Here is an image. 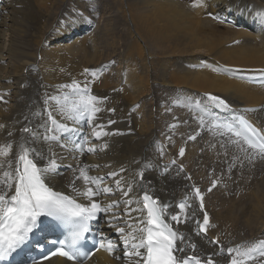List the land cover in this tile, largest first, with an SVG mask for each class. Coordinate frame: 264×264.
<instances>
[{
	"label": "bare ground",
	"instance_id": "1",
	"mask_svg": "<svg viewBox=\"0 0 264 264\" xmlns=\"http://www.w3.org/2000/svg\"><path fill=\"white\" fill-rule=\"evenodd\" d=\"M113 1L115 5L121 3V0ZM128 1L134 6L122 15L126 28L124 51L120 56L109 57L100 51L106 43L104 27L96 25L89 37L79 39L75 36L88 27L84 16L71 12L66 23L60 18L63 12L73 11L76 6L84 13H92L83 0H0V95L3 96L0 124L5 125L0 129V143L12 141L14 156L20 142L19 130L29 122L36 128L47 121L44 100L59 94L57 86L73 80L81 85L87 81L91 94L106 98L95 124L115 133L96 139L92 126L81 120L79 135L62 138L66 143H80L87 138L89 143L85 148L93 145L97 148L93 155L87 151H69L56 142L38 141L34 147L45 157L55 154L61 165L46 181L87 204L70 186L80 167L87 166L89 176L105 177L101 186L113 188L115 180L121 178L125 183H139L137 175L144 169L143 183L147 185L151 181L149 193L159 198L160 203H169V210L174 211L176 202L187 195L192 207L186 208L187 222L178 224V228L185 237H191L192 220L199 219L201 214L195 208L190 188L204 189L216 178L218 185L204 197V205L210 212L209 236L198 238V243L210 251L213 247L209 238L215 237L224 245L241 244L240 248L245 250L264 237L260 235L264 233V156L240 143H231L234 140L228 137H218L208 128L219 108L208 104L202 93L227 97L235 110L222 113L228 116L236 111L243 113L264 129V85H249L243 79L250 77L248 73L225 72L216 66L219 60L230 66L264 67V29L250 24L255 14L264 12V0H204L203 7L188 6L196 0ZM98 2L93 0L92 4ZM103 2L102 14L109 16V0ZM208 13L217 14L226 22L208 18ZM114 58L120 63L118 68H110L111 73L115 70V75L103 71L97 77L102 65ZM199 63L201 67H195ZM209 63L214 65L207 67ZM85 69L91 71L85 73ZM195 98L201 99L199 108L194 104ZM176 101L180 103L171 106ZM48 106L56 107L54 102ZM112 107L115 111L109 113ZM53 114L58 121L73 126L72 121H63L58 113ZM201 116L206 127L194 141H188L187 136L201 128ZM112 118H116L113 127H106L105 123ZM172 122L176 125L170 128ZM39 130L43 132L42 128ZM8 131L13 132L11 137ZM103 144L107 147L101 148ZM184 145L186 150L179 161L185 169L180 172L170 159ZM242 147L247 150L242 151ZM46 162L41 160V166ZM70 163H74L72 169L68 167ZM167 166V171L159 174L160 168ZM121 168L125 169L122 173ZM110 172L120 174L113 178L108 176ZM236 178L238 187L232 189L227 179L232 182ZM75 184L79 189L84 188L82 179ZM143 190L134 188L133 195L139 197ZM121 198L117 191L96 199L107 205ZM119 211L123 213V205ZM180 214L183 219L185 213ZM106 218L100 219L98 226L118 242V249L109 254L100 247L84 264H127L123 244L115 229L105 222ZM118 256L121 258L117 259ZM39 264L74 263L52 258Z\"/></svg>",
	"mask_w": 264,
	"mask_h": 264
},
{
	"label": "snow or ice",
	"instance_id": "2",
	"mask_svg": "<svg viewBox=\"0 0 264 264\" xmlns=\"http://www.w3.org/2000/svg\"><path fill=\"white\" fill-rule=\"evenodd\" d=\"M193 6H205L204 0H196ZM257 15L264 20V12ZM213 18L219 19V16ZM89 71L91 70L85 69V73ZM224 71L233 70L226 68ZM93 75L96 73L93 72ZM57 87L59 94L48 96L44 100L46 106L54 102L56 107L45 108L47 121L44 124L33 128L29 122V125L19 130L20 142L17 145L18 152L14 156L11 155L14 149L12 141L0 143V158H3L0 159V264L8 261L29 241L30 235L38 230L42 217L52 218L66 230L63 239L52 241L53 244L59 245L53 255L58 253L61 257L73 261L74 264H82L83 260L92 255L91 250H82L90 233L98 237L101 248L112 254L118 249V242L105 235L100 228L93 226V222H98L105 216L107 217L105 222L110 228L115 229L119 242L123 244V258L127 264H202V258L199 256L183 255L187 251L188 241L184 234L172 224V222L176 224L187 222L186 208L191 206L187 198L177 205L180 213H185L183 219L179 214L169 215L167 212L169 206L160 203L159 198H154L149 193L148 185L151 181H148L147 185L143 183L144 169L139 172V183L135 181L125 183L121 178L115 180V188H113L107 185L101 186L105 177L89 176L90 169L87 166L80 167L79 175L74 178L70 186L76 196L88 201L87 204L77 202L73 196L54 191L46 183L49 175L54 174L61 165L58 164L55 154L45 157L40 149L34 147L38 141L56 142L69 151L93 153L96 151L95 145L85 149V145L89 143L87 138L80 143L71 141L66 143L62 138L70 134L79 135L81 129L78 125L81 120L92 126V135L96 139L113 134L104 131V125L95 124L97 114L103 110L101 104L106 98H98L91 94L87 81L81 85L73 80L69 84H61ZM2 99L3 96L0 95V100ZM207 100L212 107L230 110L227 102L220 97L208 95ZM200 105L201 102L197 101L196 106L199 108ZM203 110L201 108V111ZM109 111L115 110L109 109ZM54 112L58 113L63 121H72L73 126L70 127L68 123L58 121ZM108 123L113 124L115 121L109 120ZM199 124L201 128L206 127L202 116ZM4 128L5 125L0 124V129ZM41 128L42 133L39 130ZM210 130L219 135L232 134L238 138L237 141H230L231 143H238L242 138L244 144L264 156V132L255 128L243 117L234 116L233 122L214 123ZM7 135L11 137L13 132L8 131ZM189 139L194 140L196 136H189ZM100 147L106 148L107 145L103 144ZM221 147L224 145L222 144ZM241 150L247 149L242 147ZM184 153L185 149L180 148L179 155L183 157ZM162 155L163 152H161ZM43 159L47 162L41 166ZM171 163L175 165L176 162L173 160ZM124 171L125 169H120V173ZM179 171L183 172L182 166ZM120 173L110 172L108 176L115 178ZM81 179L84 182L83 189L77 188L75 184L76 180ZM215 183L213 181V187ZM134 188L144 189L142 195L139 197L133 195ZM117 191L121 193L122 198L114 199L107 205L96 199L113 195ZM193 198L201 201L200 207L203 209V197L198 188L193 189ZM133 204L136 207H132ZM121 205H123V213L119 211ZM133 213H139V215L133 216ZM196 223L199 229L197 235L206 233L209 225L207 213L204 214L203 223L199 221ZM211 243L216 245L218 241L212 240ZM191 247L195 250L196 245L192 244ZM223 252L224 249L221 247L219 253L209 254L206 264H216L213 256L222 255ZM227 253L231 256L230 264H245L256 256L264 257V241L245 250H241L239 246L228 247ZM44 258L47 259V257Z\"/></svg>",
	"mask_w": 264,
	"mask_h": 264
},
{
	"label": "rangeland",
	"instance_id": "3",
	"mask_svg": "<svg viewBox=\"0 0 264 264\" xmlns=\"http://www.w3.org/2000/svg\"><path fill=\"white\" fill-rule=\"evenodd\" d=\"M103 1H107V0H101V1L99 0L98 4L96 3V5H93L92 4L93 3V0H83L84 5L86 7H89V9L92 10V13L93 14L92 13H87V12L84 13L80 7L76 6V8H74L73 11H69V12L68 11L67 12L65 11V12H63L60 18H61V20L63 22L66 23L65 19L66 18L71 19L72 13H75L76 15H78L79 13L82 14L84 16V19L86 21L88 20V18H89V20L92 21L94 19V17H95V19H94L95 20V24L98 25L99 27H104V30H105V36H104V38L106 40V43H105L104 47L100 49V51L103 52V54L108 55L109 57H111V56L112 57L113 56L116 57V55H119L120 56V54H122L123 51H124V37H123V35L126 33V28L124 27L123 21H122V15L124 13L126 14L127 11H129V8L132 7V6H134V5H133V2L132 1H128V0L127 1L126 0H121L120 1L121 3L119 5H115V3H113L114 2L113 0H112V2L109 0L108 11H107V14L109 16H106V15L104 16L103 14H104L105 8L102 10V7L104 5V2ZM188 6L189 7H192L193 5H188ZM95 8H96V10H93ZM81 11L83 13H81ZM96 11H97V13H96ZM135 11H136V14H137L136 8H135ZM84 14H86V15H84ZM87 16H88V18H87ZM206 17H208L207 14H206ZM107 18H108V20H107ZM208 18H210V17H208ZM97 22H98V24H97ZM223 22L225 23L226 21L223 20ZM69 56L70 55L65 56V57L68 58ZM111 62H112L113 65L111 64ZM111 62H109L107 64H103L102 65V68L100 69V71L102 69H104V70H102V72L103 71L104 72L107 71V73L110 72L109 74L110 75L112 74V76H114L115 75V70H113L114 71L113 72L114 74H113V73H111L112 72L111 69H114V68L116 69V66L118 68L119 65H120V63H119V61L117 62V59L116 58H114ZM116 64H118V65H116ZM104 65H106L107 67L104 66ZM109 65H110V67H109ZM213 65H214V63H209L207 67H212ZM112 66H115V67H112ZM196 66H200L201 67V63L196 64L195 67ZM124 69L125 68H123L122 71ZM102 98H104V97H102ZM177 103H180V102L179 101L173 102V104L171 106H175ZM209 173L210 172H208L206 174L207 177H209ZM227 183L229 184V187L232 188V189L238 187V180H237V178L234 179L232 182L227 179ZM262 235H264V233Z\"/></svg>",
	"mask_w": 264,
	"mask_h": 264
}]
</instances>
